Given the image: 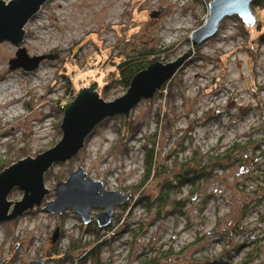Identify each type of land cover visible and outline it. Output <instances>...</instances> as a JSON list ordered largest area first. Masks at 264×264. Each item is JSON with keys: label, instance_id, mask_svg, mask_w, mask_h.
<instances>
[{"label": "rangeland", "instance_id": "rangeland-1", "mask_svg": "<svg viewBox=\"0 0 264 264\" xmlns=\"http://www.w3.org/2000/svg\"><path fill=\"white\" fill-rule=\"evenodd\" d=\"M253 1L252 25L231 14L197 45L190 35L207 18L208 0H47L24 24L18 46L0 42V88L16 85L0 92L4 168L60 140L63 106L79 88L95 81L105 101L124 94L115 65L125 56L146 52L165 64L191 50L165 85L130 109L123 140L124 115L104 118L75 155L44 172L49 191L39 205L0 220V263L97 264L80 258L95 231L102 235L98 264H137L141 253L160 255L161 264H234L246 254L252 264L264 261V0ZM19 47L57 57L30 72L9 69ZM153 138L160 172L138 189ZM235 144L232 160L220 162L197 192L183 186L169 194L160 220L146 217L136 197L154 198L182 163ZM78 167L106 190L128 195L106 226L95 225L101 206L90 207L87 224L73 208L45 211L55 184ZM21 197L14 187L6 199ZM172 201L184 202L183 212H173Z\"/></svg>", "mask_w": 264, "mask_h": 264}, {"label": "water", "instance_id": "water-1", "mask_svg": "<svg viewBox=\"0 0 264 264\" xmlns=\"http://www.w3.org/2000/svg\"><path fill=\"white\" fill-rule=\"evenodd\" d=\"M45 1L47 0H0V42L9 41L18 46L23 39L24 24ZM250 1L252 0H208L207 18L190 35L192 45H197L214 34L219 22L231 14H237L245 25H252L254 17L249 9ZM190 53L188 48L174 61L165 64L159 61L149 63L132 76L125 93L111 101L99 97L95 81L88 87L79 88L74 98L63 108L60 140L34 157L27 155L0 171V220L13 219L24 210L39 205L42 197L49 191L43 185L44 172L52 163L66 161L75 155L83 146L85 137L104 118L124 115L123 140L130 109L139 100L151 98ZM54 57L46 54L29 56L23 47H19L15 56L8 60V65L9 69L21 68L24 72H30L43 59ZM14 187L22 190V197L13 202L6 197ZM127 198V194L108 191L100 181L85 177L78 167L65 181L55 184V199L46 203L45 211L61 213L73 208L80 215L82 223L87 224L90 221V207L101 206L103 209L97 213L95 223L102 227L110 222L112 207ZM27 264H42V261L34 260Z\"/></svg>", "mask_w": 264, "mask_h": 264}, {"label": "trees", "instance_id": "trees-1", "mask_svg": "<svg viewBox=\"0 0 264 264\" xmlns=\"http://www.w3.org/2000/svg\"><path fill=\"white\" fill-rule=\"evenodd\" d=\"M255 2L256 1L254 0L253 3ZM262 22L264 26V21L262 20ZM262 30L263 31L258 37L259 41L264 40V28ZM150 55L151 54H148L146 52H138L137 54L125 56L115 65L118 80L126 89L129 86L132 76L136 72L145 68L149 63L157 61L156 58ZM72 96L73 94L70 97ZM162 115H164V113ZM147 144L149 145L145 151L144 175L143 179L136 187L138 189H140L149 178L157 176L160 172V167L156 164L154 138L152 140H148ZM238 148L239 147L237 146V144L233 146H225L220 150L213 149L211 152H206L204 155H201V157H199L200 159L198 161L197 159L195 160V158H193L192 160L190 158L191 163H182V167L179 170L173 172L170 178L168 177L164 179V181L160 184L158 193L154 198L150 199L149 197L142 195L136 197L138 198L139 202H143L146 217L150 214H153L155 221L160 220L164 215L161 214L163 206L167 202L168 196L171 192H174L175 190L180 189L183 186H187L189 188V191L192 192V194L197 192L199 190V182L208 181L210 179L212 171L215 169V167L220 164V162L231 161L233 155L238 151ZM1 168L3 169L4 167H0V169ZM171 204L173 206V212L179 214L181 211L183 212V208L185 207L184 202L172 201ZM93 228L96 229L95 226H93ZM138 229L139 231L143 230L142 223ZM128 230L133 233L132 229H127L126 231ZM101 237L102 235H99L95 231V234L91 241H88L87 243H84L80 246L83 248L82 252L80 253V258H83V260H85L87 257H89L92 258L98 264L100 258L98 249L102 242ZM247 255L248 254H246L242 258V260L234 264H252L253 258H249L247 257ZM136 260L137 264H161V256L158 254L141 253L136 256ZM259 264H264V261Z\"/></svg>", "mask_w": 264, "mask_h": 264}, {"label": "bare ground", "instance_id": "bare-ground-1", "mask_svg": "<svg viewBox=\"0 0 264 264\" xmlns=\"http://www.w3.org/2000/svg\"><path fill=\"white\" fill-rule=\"evenodd\" d=\"M180 23V22H179ZM45 73L46 72H43L42 73V76L43 75H45ZM37 81V78H34L33 79V81H32V83H35ZM16 85H15V82L14 81H10V82H8V83H5L1 88H0V92H5V91H7V90H12V89H14V87H15ZM10 112H12V111H10ZM13 128V127H12Z\"/></svg>", "mask_w": 264, "mask_h": 264}]
</instances>
